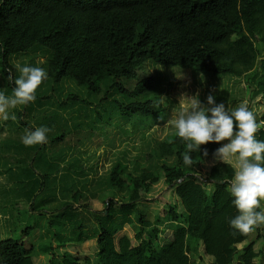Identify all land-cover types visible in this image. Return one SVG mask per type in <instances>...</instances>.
Masks as SVG:
<instances>
[{
  "label": "trees",
  "instance_id": "trees-1",
  "mask_svg": "<svg viewBox=\"0 0 264 264\" xmlns=\"http://www.w3.org/2000/svg\"><path fill=\"white\" fill-rule=\"evenodd\" d=\"M16 62L43 67L47 79L33 102L10 109L15 120L0 119V234L31 237H0V264H89L66 249L88 241L90 264H109L108 241L125 227L147 264H260V228L230 226L234 168L203 171L221 144L201 145L189 167L173 125L156 127L166 119L162 70L198 76L205 106L209 93L229 110L240 105L243 89L233 91L243 82L264 103V0H0L6 95ZM37 127L50 129L46 142L25 146ZM160 184L177 207L150 215L141 204Z\"/></svg>",
  "mask_w": 264,
  "mask_h": 264
},
{
  "label": "clouds",
  "instance_id": "clouds-1",
  "mask_svg": "<svg viewBox=\"0 0 264 264\" xmlns=\"http://www.w3.org/2000/svg\"><path fill=\"white\" fill-rule=\"evenodd\" d=\"M38 63L42 64L43 61ZM15 68L19 76L14 79L12 94L0 92V119L4 121L10 118L15 120L10 109L33 102L37 89L47 79L43 67L16 62ZM187 99L189 105L176 114L173 122L175 135L186 142L184 164L192 166L191 153L200 151L201 145L221 144L213 153L214 162L235 161L230 194L238 214L230 219V226L241 234H248L254 228L264 226V211L258 210L264 201V141L256 138L264 121L258 122L246 104L231 110L224 103L217 104L211 93L206 97L207 106L201 103L198 94ZM49 131L47 127L30 130L22 137V143L25 146L43 144ZM203 155H208L206 150Z\"/></svg>",
  "mask_w": 264,
  "mask_h": 264
},
{
  "label": "rangeland",
  "instance_id": "rangeland-1",
  "mask_svg": "<svg viewBox=\"0 0 264 264\" xmlns=\"http://www.w3.org/2000/svg\"><path fill=\"white\" fill-rule=\"evenodd\" d=\"M155 73V69L153 70ZM162 75V90L159 92L160 102L162 103L163 108L166 110V119L162 124L157 125L156 128H164L166 131L169 130V127L173 125V122L176 118V114L184 107L189 105V100L187 97H191L194 95L198 96L203 92V85L198 76H194L191 72L185 73H171L165 72V70L160 71ZM224 83V82H223ZM222 85V84H221ZM232 85L228 83H224L223 88H231ZM238 88L243 89V93H241L242 97L239 100L238 104H246L250 110L254 112L256 115L257 121H264L261 118L262 113L264 112V103L260 101L259 98L252 97L251 90H248L247 85L243 82L240 85L236 86L234 89V93L236 94L239 90ZM214 91V88H213ZM217 91V90H216ZM185 96V97H182ZM187 96V97H186ZM237 97V96H236ZM235 95L234 98L236 99ZM238 101V102H239ZM156 120V119H155ZM102 152L100 153L101 156ZM101 166L105 167V158L101 157ZM213 161H207L204 163L203 171H205L209 165L215 164ZM232 167L235 169V161H229ZM221 168V167H220ZM219 172V176H220ZM231 174V173H230ZM161 187V189H160ZM173 193L166 187H163L162 184L156 187L154 192L150 195V197L141 204L142 209L150 214L154 215L160 213L167 204L169 206H176V201L172 196ZM177 207V206H176ZM96 209H100L101 205L96 203ZM259 211H264V201L261 202V208ZM261 230L260 238L256 241L254 250L258 251L262 249L264 252V226L259 227ZM0 237H3L0 234ZM11 238L13 240L19 239V241L26 240L27 243H30L31 237H23L20 238V231H17L16 234H12L10 236H4L2 239ZM136 242L133 238V232L130 227H125L123 231L118 233L114 239L108 241V250L106 256L108 258V262L110 264V258H116L119 260L120 264H147L142 261V255L140 252L135 250ZM64 248H60V251ZM68 249L71 252L78 253L82 258L85 259L87 263H91L95 253V245L94 242H84L81 244H75L68 246ZM252 249L249 247V250ZM28 260V259H24ZM30 260V259H29ZM205 264L210 261L209 257H205ZM208 261V262H207ZM27 264H46L45 258L32 259V261L26 262ZM260 264H264V254L262 260H260Z\"/></svg>",
  "mask_w": 264,
  "mask_h": 264
}]
</instances>
